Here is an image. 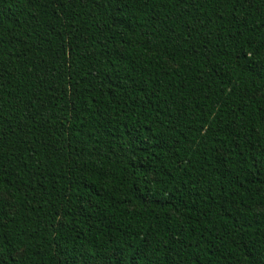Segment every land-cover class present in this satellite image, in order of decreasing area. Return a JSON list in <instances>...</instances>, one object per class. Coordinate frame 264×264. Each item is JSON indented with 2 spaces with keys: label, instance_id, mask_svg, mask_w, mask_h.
Returning a JSON list of instances; mask_svg holds the SVG:
<instances>
[{
  "label": "trees",
  "instance_id": "trees-1",
  "mask_svg": "<svg viewBox=\"0 0 264 264\" xmlns=\"http://www.w3.org/2000/svg\"><path fill=\"white\" fill-rule=\"evenodd\" d=\"M0 264H264V0H0Z\"/></svg>",
  "mask_w": 264,
  "mask_h": 264
}]
</instances>
